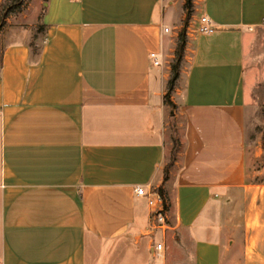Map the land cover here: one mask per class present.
<instances>
[{
  "label": "crops",
  "instance_id": "1",
  "mask_svg": "<svg viewBox=\"0 0 264 264\" xmlns=\"http://www.w3.org/2000/svg\"><path fill=\"white\" fill-rule=\"evenodd\" d=\"M178 3L45 0L43 45L4 44L0 264H264V0H194L216 30L190 37L172 112ZM172 117L183 162L154 230L135 188L156 186Z\"/></svg>",
  "mask_w": 264,
  "mask_h": 264
},
{
  "label": "rangeland",
  "instance_id": "2",
  "mask_svg": "<svg viewBox=\"0 0 264 264\" xmlns=\"http://www.w3.org/2000/svg\"><path fill=\"white\" fill-rule=\"evenodd\" d=\"M44 2L45 0H0V59L4 44L20 33L21 36L24 34L29 35L30 42L34 44V47H41L43 45L44 32H42V29H39V26L41 24V15L44 13ZM178 4L179 10L173 15L171 22H169L171 24L170 33L174 46L172 56L168 57L169 79L173 76V66L178 65L177 48L182 43V40L185 41V47L182 61L179 64L180 77L175 81L171 90H169V82L167 85V93H169V100L172 103V112L175 109V105L171 100V94L176 87H183V78L181 76H183L182 71L185 67L184 60L187 52L189 53L192 48L191 44H189L190 37L199 35L197 32V23L200 18V13L194 7V0L192 6L186 7V0H179ZM259 115V120L257 119L254 131L252 132V139L264 137V109L260 111ZM178 139L179 147L176 153H174L176 143L173 139H170L171 143L168 146L166 160L154 182L161 193L164 192L165 198L169 203V209L171 210L175 194L174 178L178 167L183 162V156L181 154L183 149L180 146L181 137L179 134ZM166 206L168 207L167 203ZM173 242L174 235L173 233H169L167 244L174 245Z\"/></svg>",
  "mask_w": 264,
  "mask_h": 264
},
{
  "label": "built area",
  "instance_id": "3",
  "mask_svg": "<svg viewBox=\"0 0 264 264\" xmlns=\"http://www.w3.org/2000/svg\"><path fill=\"white\" fill-rule=\"evenodd\" d=\"M170 29L165 27V31L168 32ZM216 30L215 25L208 16H201L197 23V32L200 35H209ZM151 58L154 60L156 65L162 64V57L155 53H151ZM149 190L146 189V185H138L135 188V192L139 196H145L148 199V204L151 208V227L154 230L162 229L166 230L169 226L168 209L164 197L158 187L149 185ZM157 249L159 251H165L164 240L158 242Z\"/></svg>",
  "mask_w": 264,
  "mask_h": 264
},
{
  "label": "trees",
  "instance_id": "4",
  "mask_svg": "<svg viewBox=\"0 0 264 264\" xmlns=\"http://www.w3.org/2000/svg\"><path fill=\"white\" fill-rule=\"evenodd\" d=\"M193 4V0H186V4L185 6L188 7V6H192ZM43 25L40 24L39 26V29H43ZM38 29V30H39ZM185 40V39H184ZM32 44V43H31ZM34 44H32L33 46ZM184 47H185V41L182 40V43L179 44L178 48H177V56H178V65H174L173 66V76L172 78L169 80V84H170V89H172L173 87V84L175 83V81L180 77V70H179V64L180 62L182 61V58H183V51H184ZM165 101L166 103L168 104H172L171 101L169 100V93H167L166 97H165ZM162 195L164 196V192H162ZM165 197V196H164Z\"/></svg>",
  "mask_w": 264,
  "mask_h": 264
},
{
  "label": "water",
  "instance_id": "5",
  "mask_svg": "<svg viewBox=\"0 0 264 264\" xmlns=\"http://www.w3.org/2000/svg\"><path fill=\"white\" fill-rule=\"evenodd\" d=\"M169 122H170L171 131H172V138L176 143V149L174 151V153H176L178 150V147H179L178 128H177L178 118L172 117V118H170Z\"/></svg>",
  "mask_w": 264,
  "mask_h": 264
}]
</instances>
